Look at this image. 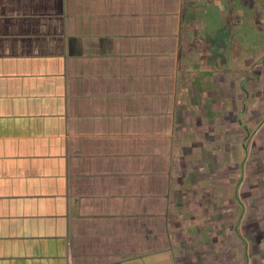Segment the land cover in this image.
<instances>
[{"label":"crops","instance_id":"0c3cea01","mask_svg":"<svg viewBox=\"0 0 264 264\" xmlns=\"http://www.w3.org/2000/svg\"><path fill=\"white\" fill-rule=\"evenodd\" d=\"M243 3L0 0V264H257Z\"/></svg>","mask_w":264,"mask_h":264},{"label":"rangeland","instance_id":"374dc122","mask_svg":"<svg viewBox=\"0 0 264 264\" xmlns=\"http://www.w3.org/2000/svg\"><path fill=\"white\" fill-rule=\"evenodd\" d=\"M243 2L244 0H238L239 5L244 4ZM250 26L248 28L246 26H239V41L243 38L242 35L246 33L245 36L247 35L249 44L253 45V40L255 43L258 41V49L260 51L264 50V25L259 22L257 23V27L252 23ZM261 104L262 102L255 101L253 107V134L248 142L250 153L243 155V158L246 157L245 160L248 161L247 181L243 187L241 198L244 203L246 201L248 204V212L251 209L255 211V218L264 226V105ZM250 135L249 133L248 136ZM238 149L239 147L236 148V150ZM236 153L238 152L236 151Z\"/></svg>","mask_w":264,"mask_h":264},{"label":"flooded vegetation","instance_id":"af4514ba","mask_svg":"<svg viewBox=\"0 0 264 264\" xmlns=\"http://www.w3.org/2000/svg\"><path fill=\"white\" fill-rule=\"evenodd\" d=\"M246 214H249L247 220H245V222H247L248 224L246 225V227L244 225H242V227L249 228V235L253 238V244L251 243L250 255L253 259H255L253 263L255 262L257 264H264V226H262L257 218H255V211L251 209ZM260 255H262V261H259V259H257Z\"/></svg>","mask_w":264,"mask_h":264}]
</instances>
